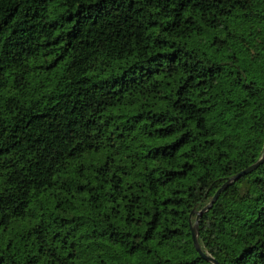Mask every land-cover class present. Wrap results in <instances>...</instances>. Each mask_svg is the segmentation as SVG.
<instances>
[{
	"label": "trees",
	"instance_id": "trees-1",
	"mask_svg": "<svg viewBox=\"0 0 264 264\" xmlns=\"http://www.w3.org/2000/svg\"><path fill=\"white\" fill-rule=\"evenodd\" d=\"M263 145L264 0H0V264H211ZM197 226L264 264V162Z\"/></svg>",
	"mask_w": 264,
	"mask_h": 264
},
{
	"label": "water",
	"instance_id": "water-1",
	"mask_svg": "<svg viewBox=\"0 0 264 264\" xmlns=\"http://www.w3.org/2000/svg\"><path fill=\"white\" fill-rule=\"evenodd\" d=\"M264 162V145H263V151H262V155L260 157V159L254 163L253 165H251L250 167L246 168L245 170H243L242 172H240L239 174H237L236 176H234L233 178H231L230 180H228L227 182H225V184H223V186L214 194L211 202L206 206V208H204L202 211H200L197 216H196V220H195V224L191 227V234H192V239H193V243L195 246L196 251L209 263L211 264H217V262L212 259L209 256H206L203 254V252L201 251L198 242H197V235H198V221L200 219V217L202 216V214L206 211H208L212 205L214 204V202L217 200V198L219 197V195L225 190L227 189L232 183H234L235 181H237L239 178H241L244 175H247L251 172H253L255 169H257L260 165H262Z\"/></svg>",
	"mask_w": 264,
	"mask_h": 264
}]
</instances>
